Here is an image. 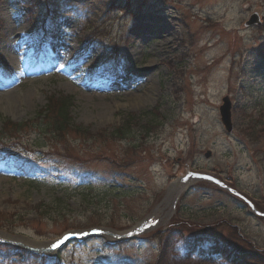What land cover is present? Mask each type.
<instances>
[{
  "label": "rangeland",
  "instance_id": "obj_1",
  "mask_svg": "<svg viewBox=\"0 0 264 264\" xmlns=\"http://www.w3.org/2000/svg\"><path fill=\"white\" fill-rule=\"evenodd\" d=\"M253 11L264 22V0H0V233L38 248L68 228H137L45 264H264ZM31 26L44 29L39 51ZM51 95L73 98L66 134L38 116ZM11 250L0 246V264H43Z\"/></svg>",
  "mask_w": 264,
  "mask_h": 264
},
{
  "label": "trees",
  "instance_id": "obj_2",
  "mask_svg": "<svg viewBox=\"0 0 264 264\" xmlns=\"http://www.w3.org/2000/svg\"><path fill=\"white\" fill-rule=\"evenodd\" d=\"M72 106L73 98L68 95H51L48 98L46 106L39 112L38 116L45 120L49 133L57 136L58 134H66L69 130H73L72 121ZM12 124V123H11ZM19 126V124H17ZM124 129L117 128L114 130V136L118 138H125L127 133L123 132ZM10 138H17L18 135L10 133ZM62 136V135H61ZM225 250V249H223ZM229 256H233L230 252L227 253Z\"/></svg>",
  "mask_w": 264,
  "mask_h": 264
},
{
  "label": "water",
  "instance_id": "obj_3",
  "mask_svg": "<svg viewBox=\"0 0 264 264\" xmlns=\"http://www.w3.org/2000/svg\"><path fill=\"white\" fill-rule=\"evenodd\" d=\"M259 22V15L256 12L253 14L249 21L246 22V26L253 25L254 23ZM224 104L220 107V114L222 117V122L225 125L228 132L233 130V123H232V102L229 97H225L223 99Z\"/></svg>",
  "mask_w": 264,
  "mask_h": 264
},
{
  "label": "bare ground",
  "instance_id": "obj_4",
  "mask_svg": "<svg viewBox=\"0 0 264 264\" xmlns=\"http://www.w3.org/2000/svg\"><path fill=\"white\" fill-rule=\"evenodd\" d=\"M150 28V27H149ZM152 28H154V27H152ZM126 82V81H125ZM123 83H124V81H123ZM102 89H103V87H101ZM137 97H139V96H137ZM193 181V177L191 178V177H182L181 178V180L178 182V185L180 186V187H186V186H188L189 184H190V182H192ZM137 229V228H136ZM135 228L134 229H131L129 232H126L125 234H119L118 235V237L120 238V237H123V236H126L127 234H133L134 232H135V230H136ZM111 236H113L114 238H115V233H112V235ZM111 236H109V237H111ZM117 238V237H116Z\"/></svg>",
  "mask_w": 264,
  "mask_h": 264
}]
</instances>
